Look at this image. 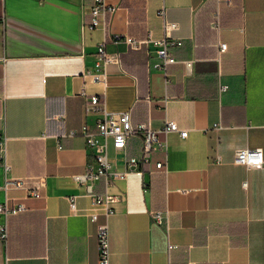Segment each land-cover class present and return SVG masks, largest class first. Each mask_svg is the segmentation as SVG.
Wrapping results in <instances>:
<instances>
[{"label": "crops", "instance_id": "obj_1", "mask_svg": "<svg viewBox=\"0 0 264 264\" xmlns=\"http://www.w3.org/2000/svg\"><path fill=\"white\" fill-rule=\"evenodd\" d=\"M91 2L0 0V202L27 206L8 216L0 264H98L99 222L108 224L110 264H264V165L234 162L237 147L264 151V0H110L115 10L93 28ZM162 5L176 27L165 30ZM148 33L181 40L170 46L176 62L165 72L151 66L153 42L134 48L123 38ZM101 41L119 57L105 83L84 76ZM220 42L227 43L222 51ZM220 83L228 85L221 92ZM81 91L103 94L110 111L130 109L134 124L159 129L173 119L187 129L184 137L167 133V149L138 167L125 158L140 152L141 134L125 149L108 146L113 166L127 174L93 184L118 196L97 221L73 178L91 152L81 134L68 132L98 116L85 113ZM16 178L30 187L43 178L41 195L4 186ZM156 209L168 214L167 230L152 221Z\"/></svg>", "mask_w": 264, "mask_h": 264}, {"label": "built area", "instance_id": "obj_2", "mask_svg": "<svg viewBox=\"0 0 264 264\" xmlns=\"http://www.w3.org/2000/svg\"><path fill=\"white\" fill-rule=\"evenodd\" d=\"M220 1V0H218ZM116 5L110 0H92L89 12L91 13V28L104 23L108 14L112 13ZM158 14L163 18L165 30L176 27L175 22L165 20V7L162 5L158 9ZM213 26L219 28V10L215 12ZM120 37L116 36L114 40ZM124 40L132 47L138 48L143 43L153 42L156 47V59L151 63L154 68L161 69L165 72L168 64L176 62L170 46L172 44H180V39H172L168 34L161 37H153L151 33L145 38H136L132 35H124ZM219 50L226 48V42L219 43ZM95 58L91 68L84 71V76L89 77L94 82H106L107 66L109 63L118 62L119 57L117 52H110L105 47V41L97 44L94 52ZM191 60H185L186 67L191 65ZM228 87L225 83H220L219 91H224ZM84 96V109L86 114L97 113L98 116L93 124L83 122L79 131L71 129L69 135L81 134L86 143V147L90 149V159L83 171L73 174V178L77 184L85 188L86 194L91 197L92 209L88 212L90 220L97 221L99 209L108 215L114 207L113 203L118 199L114 193L104 191L102 193L93 190V184L101 177L107 183L115 179H124L127 174L126 169H116L109 158L108 146L111 144L116 150L125 149L127 141L131 135L141 134L142 148L138 154L130 155L125 158V162L131 167H138L144 164H149L152 160V153L155 150H166L167 140L166 134L172 131L178 132L182 137L187 135V129L180 128L177 122L173 119H166L159 129L151 128L145 122L132 123L130 109L120 111H110L106 108L105 97L103 94H87L81 91ZM215 128L221 127L220 123H214ZM159 133H163L160 136ZM6 137L0 135L1 150L4 152ZM216 161H220V156H216ZM234 162L243 164L249 168H257L264 165V151L260 146L257 147H237L234 150ZM163 161L155 162L156 167H161ZM5 170L10 168V164L3 161ZM16 187H25L28 195L40 196L39 186H43L44 179H39V186H26L22 178H16L13 181H6L5 187L10 184ZM70 209L73 212L78 211L77 195H68ZM27 208L22 201L9 203L7 201L0 202V240L6 241L8 238L7 219L9 215L18 214ZM152 221L157 225H165L167 230L168 214L162 210L156 209L151 211ZM167 232V231H166ZM97 239H98V264H110V247H109V228L107 222H99L97 224ZM176 247V244L168 242L167 248ZM188 264H194L188 262Z\"/></svg>", "mask_w": 264, "mask_h": 264}]
</instances>
